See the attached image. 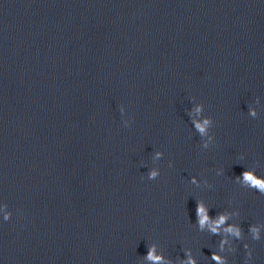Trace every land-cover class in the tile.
<instances>
[{"label": "water", "instance_id": "95a60500", "mask_svg": "<svg viewBox=\"0 0 264 264\" xmlns=\"http://www.w3.org/2000/svg\"><path fill=\"white\" fill-rule=\"evenodd\" d=\"M253 181L264 0H0V264H264Z\"/></svg>", "mask_w": 264, "mask_h": 264}, {"label": "clouds", "instance_id": "9594fccd", "mask_svg": "<svg viewBox=\"0 0 264 264\" xmlns=\"http://www.w3.org/2000/svg\"><path fill=\"white\" fill-rule=\"evenodd\" d=\"M151 175L152 176H155L156 173L153 172V173H151ZM245 178L247 180H252V177L251 176H248V175H246ZM253 184L254 185H259V187L261 188V190L264 191V184H259L258 181H253ZM196 214H197V217H198V220H199L200 227L203 228V226L205 225V223L209 220V217L207 215V211L204 208L203 204H200V203L197 204ZM224 219H225V217L221 216L220 219L216 222L217 225H219L220 223H223ZM212 231L213 232H216L217 229L216 228H213ZM236 234L239 235V231L238 230L236 231ZM148 258L151 259V260H153V261H156V262H158L161 259L160 257L154 256L153 253H152V251L149 252ZM214 258H216V257L214 256ZM189 264H192V262L190 261Z\"/></svg>", "mask_w": 264, "mask_h": 264}]
</instances>
